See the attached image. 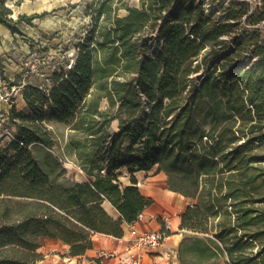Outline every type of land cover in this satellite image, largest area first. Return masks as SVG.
<instances>
[{
	"label": "trees",
	"instance_id": "1",
	"mask_svg": "<svg viewBox=\"0 0 264 264\" xmlns=\"http://www.w3.org/2000/svg\"><path fill=\"white\" fill-rule=\"evenodd\" d=\"M86 15L72 67L53 73L48 94L25 86L28 112L11 109L0 264H37L46 238L71 257L96 234L122 238L153 204L135 173L154 170L196 199L181 230L211 235L232 264H264V0H94ZM12 16L0 0V24L13 33L40 17ZM51 122L70 128L67 150L90 180L56 184L35 157L33 146L55 147Z\"/></svg>",
	"mask_w": 264,
	"mask_h": 264
},
{
	"label": "rangeland",
	"instance_id": "2",
	"mask_svg": "<svg viewBox=\"0 0 264 264\" xmlns=\"http://www.w3.org/2000/svg\"><path fill=\"white\" fill-rule=\"evenodd\" d=\"M93 1L40 0L41 11L45 13L42 15V21L39 22V25H41V28L43 27L44 31H41L43 42H36L33 38L29 37L32 45H30L31 52L28 54L21 56L15 51L14 58V51H11L9 55L5 54L6 57L0 56V71L2 77L10 84H18L22 81L23 78L20 75H11V79L9 80V74L7 76L5 74L7 73L6 70H3L6 67L4 61L11 64L12 60H15L16 65H19L23 69L21 75L30 70V63L42 57H50L52 61L49 65L41 68V75L51 74L53 65H56L58 69L64 70V67L70 64L71 59L75 60L77 50H74V47L76 48V45L82 40L85 25L89 22V17L86 15V7ZM248 1L256 5L260 0ZM130 4L137 6L139 5V0H130ZM41 75H30L26 79V84L29 85L30 81L32 84H35L37 80L41 79L44 81ZM15 101L19 105L22 103L18 98ZM106 105L107 103L104 102L103 107H106ZM11 125L15 127L14 123H11ZM48 127L54 138L55 147L52 150H48L41 145H35L31 150L44 170L51 176V179L56 184H63L66 181L83 182L90 180L78 166L76 157L67 150V143L73 134L70 128L65 124L57 122L48 123ZM113 128H117L116 123H114ZM6 143H1L0 147H3ZM151 175L153 174L151 173ZM129 179V171L125 168L122 170L120 182L128 184ZM189 200L196 201V199ZM183 235L184 240L181 244L179 254L180 264H232L227 255L222 251V244L211 235L192 231H184ZM53 250L48 240L43 239L42 251L46 255L48 254V256L57 255Z\"/></svg>",
	"mask_w": 264,
	"mask_h": 264
},
{
	"label": "crops",
	"instance_id": "3",
	"mask_svg": "<svg viewBox=\"0 0 264 264\" xmlns=\"http://www.w3.org/2000/svg\"><path fill=\"white\" fill-rule=\"evenodd\" d=\"M16 1L17 0H9V7L13 10V19L17 20L20 15H39L40 17L34 18L31 24H21L18 27L20 33H13L5 25L0 24L1 57H6L5 54L9 55L11 51H14V58L15 51L21 56L28 54L31 52L30 45H32L30 38H33L36 42H43L41 35L43 27L41 28L39 22L42 21V15L45 13L41 11L40 0H23L19 4H16ZM74 50H77V47H74ZM4 64L6 67L3 68V70H6L7 73L5 74L7 76L9 74V80L11 79V75H20L23 77V75H21L23 69L19 67V65H16L15 60H12L11 64L4 61ZM59 71H61V69L57 72ZM52 74L53 73H51V75ZM48 75L50 74H47V76ZM4 80L5 78L2 77L0 71V84ZM42 81V79L37 80L35 84H32L30 81L29 85L40 86ZM17 98L21 100L22 103L19 105L15 101L16 104L14 103V107H16L18 111L28 112V103L24 100V95H19ZM14 130L16 131L15 127ZM151 173L153 175H151ZM135 174L139 182L141 193L145 197L153 199V204L144 211L143 219L136 224V230L130 231L127 226L125 235L122 238L106 234H96L93 237V247L89 249L85 255L78 257L69 256V246L65 245L60 240L46 238L57 255L48 256V254L46 255L44 251H42L41 247L40 252L44 255V259L37 264H96L98 254L104 250L116 251L124 258L135 236L144 231L159 232L163 230L164 225L162 219L168 220L172 224L171 235L166 240L164 246L159 251L146 256L142 264H180V247L184 240L183 232L185 231L180 229L181 215L190 204V200L188 201L183 195L168 189L167 175L163 172L156 173L154 170L150 172L141 171ZM103 206L115 220L121 217L120 213L110 202L105 201ZM101 264H121V262L119 259H110L101 261Z\"/></svg>",
	"mask_w": 264,
	"mask_h": 264
},
{
	"label": "built area",
	"instance_id": "4",
	"mask_svg": "<svg viewBox=\"0 0 264 264\" xmlns=\"http://www.w3.org/2000/svg\"><path fill=\"white\" fill-rule=\"evenodd\" d=\"M74 56V55H73ZM52 61L50 57H42L30 63V70L23 73V79L18 84H10L4 80L0 84V144L3 142H12L16 140V131L11 125V109L14 107L15 100L19 95H23L26 84V79L30 75H41V68L49 65ZM74 60H70V64L64 67L68 70L72 67ZM28 65V64H27ZM56 65L52 67V73L60 70ZM44 78L43 83L39 86L41 91L48 94L50 88L54 85L52 75H41ZM144 217V212H141L136 222L128 224L130 231L136 230V224ZM164 228L159 232L144 231L135 236L132 244L127 250L124 258L116 251L104 250L98 254L96 264H101L103 260L119 259L121 264H142L146 256H149L156 251H159L165 244L166 240L171 235L172 224L165 219H162Z\"/></svg>",
	"mask_w": 264,
	"mask_h": 264
}]
</instances>
